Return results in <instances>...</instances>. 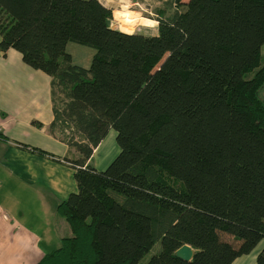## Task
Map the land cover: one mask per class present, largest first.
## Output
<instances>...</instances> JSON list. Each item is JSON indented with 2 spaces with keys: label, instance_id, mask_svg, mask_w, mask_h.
Returning <instances> with one entry per match:
<instances>
[{
  "label": "trees",
  "instance_id": "trees-1",
  "mask_svg": "<svg viewBox=\"0 0 264 264\" xmlns=\"http://www.w3.org/2000/svg\"><path fill=\"white\" fill-rule=\"evenodd\" d=\"M163 5L144 34L98 0H0V51L50 77L49 128L78 152L55 206L71 235L35 264H139L156 242L142 264H230L259 242L264 264V0ZM68 42L93 49L87 67ZM109 128L118 152L96 170Z\"/></svg>",
  "mask_w": 264,
  "mask_h": 264
},
{
  "label": "crops",
  "instance_id": "crops-1",
  "mask_svg": "<svg viewBox=\"0 0 264 264\" xmlns=\"http://www.w3.org/2000/svg\"><path fill=\"white\" fill-rule=\"evenodd\" d=\"M51 105L50 77L16 50L0 51V209L7 216L0 217V264H35L68 233L55 230L54 212L76 190L78 152L49 128ZM102 146L103 139L89 159L92 166L99 154L96 170L112 159Z\"/></svg>",
  "mask_w": 264,
  "mask_h": 264
},
{
  "label": "rangeland",
  "instance_id": "rangeland-1",
  "mask_svg": "<svg viewBox=\"0 0 264 264\" xmlns=\"http://www.w3.org/2000/svg\"><path fill=\"white\" fill-rule=\"evenodd\" d=\"M104 6L111 9L112 20L111 26L118 30H122L123 32H141L144 34H154L156 27V16L159 14L158 10H160L164 5V0H98ZM113 2V3H112ZM119 6V7H118ZM125 7V8H124ZM119 8V9H118ZM169 12V11H168ZM65 52H67L71 56V61L75 64L81 65L83 67H87L90 61L91 54L93 53V49L78 44L75 42H68L65 46ZM264 60V44L260 48V64ZM252 75V72L246 73L244 78H249ZM259 96L264 101V84L259 88ZM115 132L112 128H109L103 137V146L108 151L110 158H113L117 152L118 147L114 140ZM101 147V149H102ZM100 153V152H99ZM97 156L94 158V162H92V166L96 161L97 166ZM112 160V159H111ZM55 214V230L58 232L61 230L67 231L68 235H71L70 229L66 224L63 217ZM62 236H68V235ZM225 239H229L228 235H224ZM241 241H237L234 243L235 245H241ZM57 247V245H56ZM51 248V247H50ZM159 248V243L156 242L138 261L139 264L144 263L150 255H152L155 250ZM248 246H244L242 251V255L239 256L233 264H253L254 258L258 250L261 248L260 243L254 245L250 250H248Z\"/></svg>",
  "mask_w": 264,
  "mask_h": 264
},
{
  "label": "water",
  "instance_id": "water-1",
  "mask_svg": "<svg viewBox=\"0 0 264 264\" xmlns=\"http://www.w3.org/2000/svg\"><path fill=\"white\" fill-rule=\"evenodd\" d=\"M194 252L189 245L183 244L174 250V255L183 261H189Z\"/></svg>",
  "mask_w": 264,
  "mask_h": 264
},
{
  "label": "built area",
  "instance_id": "built-area-1",
  "mask_svg": "<svg viewBox=\"0 0 264 264\" xmlns=\"http://www.w3.org/2000/svg\"><path fill=\"white\" fill-rule=\"evenodd\" d=\"M0 217L6 219V214L0 209Z\"/></svg>",
  "mask_w": 264,
  "mask_h": 264
},
{
  "label": "bare ground",
  "instance_id": "bare-ground-1",
  "mask_svg": "<svg viewBox=\"0 0 264 264\" xmlns=\"http://www.w3.org/2000/svg\"><path fill=\"white\" fill-rule=\"evenodd\" d=\"M108 2H111L110 0H108ZM113 3V2H112ZM119 7V6H118ZM125 8V7H124ZM119 9V8H118Z\"/></svg>",
  "mask_w": 264,
  "mask_h": 264
}]
</instances>
